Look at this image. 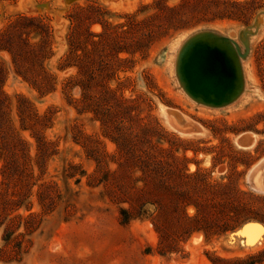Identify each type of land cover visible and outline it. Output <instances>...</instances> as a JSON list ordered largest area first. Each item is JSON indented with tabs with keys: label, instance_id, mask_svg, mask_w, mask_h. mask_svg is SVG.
Instances as JSON below:
<instances>
[{
	"label": "rangeland",
	"instance_id": "374dc122",
	"mask_svg": "<svg viewBox=\"0 0 264 264\" xmlns=\"http://www.w3.org/2000/svg\"><path fill=\"white\" fill-rule=\"evenodd\" d=\"M205 32L238 50L243 89L221 107L178 75L181 47ZM0 68L9 135L24 143L10 192L28 184L36 212L41 184L59 195L21 260L0 264H264V233L252 246L239 234L264 230L250 183L264 165V0H0ZM106 85L127 100L109 116L129 127L124 151L92 112ZM247 132L251 149L236 143ZM38 139L50 143L41 159Z\"/></svg>",
	"mask_w": 264,
	"mask_h": 264
},
{
	"label": "trees",
	"instance_id": "16d2710c",
	"mask_svg": "<svg viewBox=\"0 0 264 264\" xmlns=\"http://www.w3.org/2000/svg\"><path fill=\"white\" fill-rule=\"evenodd\" d=\"M150 31V30H149ZM150 33H152L150 31ZM70 55V54H69ZM70 56H67L68 58ZM13 58L15 59L14 55ZM79 73L83 71V67H78ZM4 76V71L0 68V79ZM90 76L88 75L87 82L89 81ZM83 91V98L85 88L80 87ZM89 88V86H87ZM90 89V88H89ZM102 94L100 107L98 105L94 106L92 112L94 115H100L104 118V122L111 125V130H116L117 136L113 137L115 143L118 145L121 151H124L122 148H127V144H130V133L129 127L126 126L122 121L112 122L109 116L114 109L116 108L117 112L127 113V100L118 97L114 90L109 86H105L100 91ZM86 94V93H85ZM7 100L2 96L0 91V156L3 157V165L0 170L2 177L1 188H0V228H3L1 240L3 245L0 247V261L4 263L8 262H19L21 256L29 248L31 244V235L34 234L40 227L43 217L51 214L56 205L53 202V194L55 198L59 200V195L56 194L55 190L45 185V183L40 185V189L37 192V204L39 207V212L33 211L32 203L28 202V190H25V187L28 184L21 185L20 188L11 193V186L15 183V176H19L25 173V162L20 161L16 155V152L24 151V143L22 140L12 135H9L10 127L7 117ZM124 117V116H123ZM36 120L39 121L40 118L36 116ZM115 123V125H114ZM41 140H37V143H41ZM49 142H42L41 147L39 148V156L41 159L42 156L47 152ZM126 154L128 156H134L133 150H127ZM139 156H136L138 158ZM32 179V177H31ZM106 180H100L99 183L105 182ZM186 185V184H185ZM31 187L35 186V182H32ZM70 205L67 212H70ZM24 208L23 213H20V210ZM235 208L239 211L247 210L246 204H237ZM121 222L127 224L132 218L130 213L127 210H121L120 212ZM211 214L205 213L202 217L203 220H210ZM252 220H257L258 218H251ZM261 223L264 224V218L258 219ZM214 221V220H213Z\"/></svg>",
	"mask_w": 264,
	"mask_h": 264
},
{
	"label": "bare ground",
	"instance_id": "6f19581e",
	"mask_svg": "<svg viewBox=\"0 0 264 264\" xmlns=\"http://www.w3.org/2000/svg\"><path fill=\"white\" fill-rule=\"evenodd\" d=\"M177 63L179 78L188 94L196 102L221 107L235 100L243 89L240 81L242 75H240L238 52L227 38H218L207 32L196 34L181 47ZM174 113L171 112L172 115ZM175 115L178 119L184 120V117L182 118L179 114L175 113ZM174 128L185 135L182 128ZM236 143L243 149H251L256 143V136L247 132L236 139ZM262 166L260 169L257 167L255 171L252 169L254 172L250 183L254 190L264 193V165ZM263 233L264 230L252 222L245 224L239 231V234L244 237V245L247 246L259 243Z\"/></svg>",
	"mask_w": 264,
	"mask_h": 264
},
{
	"label": "water",
	"instance_id": "95a60500",
	"mask_svg": "<svg viewBox=\"0 0 264 264\" xmlns=\"http://www.w3.org/2000/svg\"><path fill=\"white\" fill-rule=\"evenodd\" d=\"M259 21H260V19H259ZM258 21V22H259ZM257 22V19H256V22L255 23H258ZM212 34V33H211ZM214 35V34H213ZM216 36V35H215ZM218 37V36H217ZM218 38H221V37H218ZM222 39H226V38H222ZM238 51V50H237ZM240 75H241V69H240ZM240 81H241V83H242V86H243V82H242V76L240 77ZM232 102V101H231ZM228 104V103H227ZM252 223H254V222H252ZM255 224H258L262 229H263V227H262V225L261 224H259V223H255ZM244 227V226H243ZM242 227V228H243Z\"/></svg>",
	"mask_w": 264,
	"mask_h": 264
}]
</instances>
